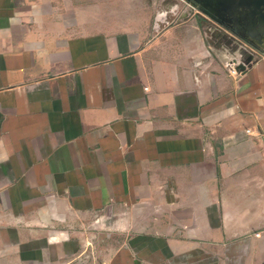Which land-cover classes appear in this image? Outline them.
<instances>
[{"label": "crops", "instance_id": "crops-1", "mask_svg": "<svg viewBox=\"0 0 264 264\" xmlns=\"http://www.w3.org/2000/svg\"><path fill=\"white\" fill-rule=\"evenodd\" d=\"M145 6L0 0V264H264V55Z\"/></svg>", "mask_w": 264, "mask_h": 264}, {"label": "rangeland", "instance_id": "rangeland-1", "mask_svg": "<svg viewBox=\"0 0 264 264\" xmlns=\"http://www.w3.org/2000/svg\"><path fill=\"white\" fill-rule=\"evenodd\" d=\"M147 6H145L146 11L151 13H160L167 12L169 13V20L174 18L171 9L176 8V11L179 13L185 12L190 14L196 12L198 14V9L192 7L189 3L183 0H146ZM169 21H164L163 26L167 25ZM205 30L208 34L209 43H211L214 48L218 51L219 55L225 56L227 60L236 57L238 60H243L242 52L238 50V45L246 47L242 40L238 41L239 37L236 35L235 42H232L231 45L235 48L232 49V46L227 45L226 40L233 39L232 35L227 34L225 31L221 30L217 24L211 19L203 18ZM220 32V34H218ZM230 48L232 50H230ZM233 54H232V53ZM262 56V54H258ZM236 71H239L235 68ZM121 214L120 210L117 211H104L103 213H97L91 215V217H84L78 219L77 223L79 230H83L86 233V237L90 238L91 250L93 255L99 253L101 258L103 256H108L115 248L119 247L121 243L127 238L128 231L115 229L112 225L115 222L117 216ZM85 224V225H84Z\"/></svg>", "mask_w": 264, "mask_h": 264}, {"label": "flooded vegetation", "instance_id": "flooded-vegetation-1", "mask_svg": "<svg viewBox=\"0 0 264 264\" xmlns=\"http://www.w3.org/2000/svg\"><path fill=\"white\" fill-rule=\"evenodd\" d=\"M183 1L197 8L201 17L213 20L221 30L232 35L233 39L226 40L227 45L232 46L236 35L239 37L238 41L244 42L246 47L238 45L243 60L233 56L231 59L233 65L237 67L241 63L251 64L257 59L258 54L264 55V0Z\"/></svg>", "mask_w": 264, "mask_h": 264}, {"label": "water", "instance_id": "water-1", "mask_svg": "<svg viewBox=\"0 0 264 264\" xmlns=\"http://www.w3.org/2000/svg\"><path fill=\"white\" fill-rule=\"evenodd\" d=\"M249 65V63L247 62V63H241L239 66H237L236 68H237V70H239V71H244L246 68H247V66Z\"/></svg>", "mask_w": 264, "mask_h": 264}]
</instances>
